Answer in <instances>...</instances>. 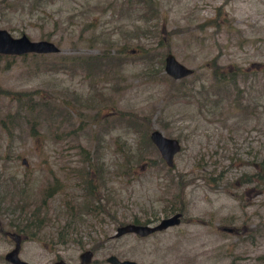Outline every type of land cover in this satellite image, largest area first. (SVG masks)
Masks as SVG:
<instances>
[{"label": "rangeland", "instance_id": "obj_1", "mask_svg": "<svg viewBox=\"0 0 264 264\" xmlns=\"http://www.w3.org/2000/svg\"><path fill=\"white\" fill-rule=\"evenodd\" d=\"M0 30L60 50L0 57V264L6 234L29 264H264V184H242L264 160V0H0ZM153 130L181 145L171 170ZM166 209L183 220L158 241L109 239L108 212Z\"/></svg>", "mask_w": 264, "mask_h": 264}, {"label": "water", "instance_id": "obj_2", "mask_svg": "<svg viewBox=\"0 0 264 264\" xmlns=\"http://www.w3.org/2000/svg\"><path fill=\"white\" fill-rule=\"evenodd\" d=\"M59 48L52 42L49 41H31L25 35L18 38H13L7 31L0 30V56H12L20 57L27 55H52L59 53ZM164 73L174 81H180L193 74L191 69L186 68L180 64L175 57L168 53L164 58ZM149 140L152 145L158 151L160 158L164 161L167 168L171 169L174 167V157L180 153V143L171 138L163 136L158 130H153L149 134ZM23 164L26 165V161L23 160ZM179 214L173 217L163 220L159 225L155 227L149 226H136V225H125L116 230L115 237H120L125 234H135L141 237H145L149 234L166 230L179 224ZM1 225V223H0ZM229 232V230H227ZM11 235V234H10ZM11 237L15 243L13 249L4 255V260L8 264H28L27 262L20 259V248L21 240L16 234H12ZM83 258H87V264L91 262L92 253L87 252L81 255ZM109 264H137L133 261H119L114 256L107 258Z\"/></svg>", "mask_w": 264, "mask_h": 264}, {"label": "flooded vegetation", "instance_id": "obj_3", "mask_svg": "<svg viewBox=\"0 0 264 264\" xmlns=\"http://www.w3.org/2000/svg\"><path fill=\"white\" fill-rule=\"evenodd\" d=\"M176 214L180 215L179 216V224L174 226V227L168 228V229L163 230V231H159V232H155V233L149 234V235H147L145 237H141V236H138V235H135V234H125V235H122L120 237H115L116 230L118 228H120V227L125 226V225L155 227V226L159 225V223L161 221L169 219V218L173 217ZM104 217H105L106 221H108L109 223L111 222L112 228H114V234L112 236H108L110 240H117L118 241V240H121V239H123L125 237H133L136 242L143 243V242H146V241H148L150 239L154 240V242L158 241V238L160 237V235L164 234L165 232H167V231H169L171 229H174V228H177L178 226H180V224H181V222L183 220L182 219L183 218V213L182 212H175V211H173L171 209L159 210V212L156 213V214H153L152 212H149V213L141 212L140 214H135L132 211H131V213H129V211L115 210V211H112V212H108L107 214L104 215ZM228 230H229V233H233L234 232L233 229H228ZM11 235L6 234V236H8L10 238V240L13 241V243H15V241L11 237ZM16 235L19 236V238L21 240V244H22L23 237L20 236L19 234H16ZM77 243H80V242L77 241ZM89 251H91V250H89ZM85 252H87V250H84L83 252H81L77 257H56V258H54V260L50 264H87V258H83L81 256ZM91 253H92V258H93V255H94L93 251H91ZM109 257H111V256H109ZM105 261L107 263V259ZM119 261H121V262H123V261L136 262L134 260H129V259H124V260H119ZM91 262H92V259H91ZM136 263L140 264L138 262H136ZM107 264H109V263H107Z\"/></svg>", "mask_w": 264, "mask_h": 264}, {"label": "trees", "instance_id": "obj_4", "mask_svg": "<svg viewBox=\"0 0 264 264\" xmlns=\"http://www.w3.org/2000/svg\"><path fill=\"white\" fill-rule=\"evenodd\" d=\"M108 55H110L109 52H107L105 54V51H104V53L102 55L97 56V57L72 58L73 61H75L72 64L77 66L80 69H83V70H86L89 72H93L95 69L101 70L99 65L102 64L103 61H106V60L110 61L111 60V58L113 56L111 57ZM42 56H45V55H37V57H42ZM0 57H3V56H0ZM238 77H239V74L228 72L225 75H220L219 78L215 80V82H216V84H219V86H221L220 84H222L223 88L224 87L231 88L233 85L236 86V83L238 81ZM179 83L183 84L184 79L180 80ZM171 169H169V170H171ZM183 181H184V177L182 175H179L177 178V187H178L179 193L183 192V189H184ZM249 183H255L254 185L257 187L263 186V184H264V160L262 162H260L258 169H256L255 172L251 176L250 175L244 176L242 184L247 185ZM5 194H7V193H5ZM0 211H1V208H0ZM26 228H28L27 225H26ZM36 228H38V227H36ZM20 232H24V231L18 230V233H20Z\"/></svg>", "mask_w": 264, "mask_h": 264}]
</instances>
